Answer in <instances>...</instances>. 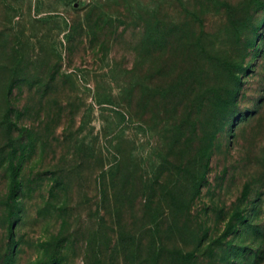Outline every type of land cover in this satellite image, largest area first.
<instances>
[{
	"label": "rangeland",
	"instance_id": "1",
	"mask_svg": "<svg viewBox=\"0 0 264 264\" xmlns=\"http://www.w3.org/2000/svg\"><path fill=\"white\" fill-rule=\"evenodd\" d=\"M0 264H264V0H0Z\"/></svg>",
	"mask_w": 264,
	"mask_h": 264
}]
</instances>
